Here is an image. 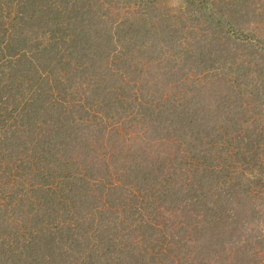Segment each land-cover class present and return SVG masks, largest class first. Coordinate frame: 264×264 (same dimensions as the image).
<instances>
[{
  "label": "trees",
  "instance_id": "16d2710c",
  "mask_svg": "<svg viewBox=\"0 0 264 264\" xmlns=\"http://www.w3.org/2000/svg\"><path fill=\"white\" fill-rule=\"evenodd\" d=\"M254 24L263 36L248 31ZM153 64L164 69L155 74ZM150 136L190 157L159 166L124 152L126 141ZM229 166L234 187L214 194ZM256 167L264 0H0V239L12 215L29 218L23 243L0 240V264H144L152 204L163 198L196 217L193 197L205 210L196 229L222 237L227 194ZM187 174L195 193L180 196L174 180ZM18 193L29 203L8 212L3 198ZM201 246L198 264H207L214 244Z\"/></svg>",
  "mask_w": 264,
  "mask_h": 264
},
{
  "label": "rangeland",
  "instance_id": "374dc122",
  "mask_svg": "<svg viewBox=\"0 0 264 264\" xmlns=\"http://www.w3.org/2000/svg\"><path fill=\"white\" fill-rule=\"evenodd\" d=\"M248 31L258 32V36H263L262 32L260 33L257 24L251 25ZM162 63L164 64V62ZM145 65L147 68L149 64L146 63ZM162 67L163 66L156 68L153 64L149 66L148 70H151V72L156 74L162 69ZM166 69L168 70L167 67ZM214 107L215 105H212L211 103L206 106V108L210 109V118L212 119L211 124L213 126L218 122L217 113L219 111L217 110L213 112ZM102 113L103 111H99L97 117L101 116ZM204 113L206 114V110ZM103 119H105V116H103ZM105 120L106 125L109 123L107 127L110 128L113 126L109 120ZM252 120L253 119L251 118L247 124L242 127L253 128ZM130 130L131 129L128 130L126 136L131 135ZM148 139L149 140H142L138 137L137 139L126 141V145L130 144L131 146L124 148V152L126 153L129 150V152L134 153V155L140 154L142 156L144 155L143 157L147 156L149 162L153 161L159 166H163L162 161L165 163L173 162L184 164V162L190 157V155L185 154L183 149H172L171 141H163L162 144L159 145V143L157 144L154 140V136H150ZM123 145L124 144H121V146ZM110 147L111 146H108L107 149L110 150ZM228 157H230V155ZM229 167L230 170L227 171L228 173L225 171L223 177L219 179L216 184H211L212 186L210 190L214 194H217V191L221 192L220 189L223 187L226 188L224 190L226 192L234 187V182L230 177V175H233L234 168L232 166ZM161 171L166 172L165 168H161ZM239 180L240 182L238 183V186L240 187L241 184L240 190L235 194H231L230 192L227 194V196H229V205L227 204L229 212L226 220L229 221V228L222 237L220 234L216 237L212 236V232H206L204 229L202 231V226L199 230L196 229L197 224L193 222L197 219L203 220V212L205 210L202 209L199 204L195 206L196 203H193V197L189 198V203L187 205L189 209H197L196 217H194L196 215L195 212H186V210H184L185 203L179 199L176 203H174V201H165L164 198L159 199L157 203L153 202L152 208L154 210H152V214H154L155 217L150 221L152 229L145 234L146 243L151 244V255L144 252V258H141V262L144 263L145 261L146 263L144 264H198L201 262V258L207 255L199 252L203 249L201 244L210 240L214 244L212 247L216 250L214 249L211 250V252H208V254H210L207 259V264H264V242L258 240L260 238L264 239V169L259 170L256 167L254 172H244V175L240 176ZM174 181H178L181 185L182 190L180 191V196L187 192H191V194L195 193L194 187H196L195 183L197 181L195 180L194 182V178L188 176V179L185 180L183 177H178V179ZM222 181L226 183H220ZM229 181L233 184H228L227 182ZM235 190L237 189L234 188V191ZM29 196V193H18L11 196L6 195L3 198L4 201L8 200L7 202H9L6 210L8 212L11 211L14 205H16L17 208L22 209L23 206L29 203ZM140 197L142 198L143 194H141ZM19 198L22 199L19 200ZM211 204L212 201L207 203L205 208L206 206H211ZM138 206L146 208L144 203H139ZM146 210L150 212L149 208ZM20 214H22V212H20ZM22 215L24 216V214ZM187 215L193 216L191 221L186 217ZM241 218L243 220H241ZM245 218L247 220L243 222ZM236 220L241 221V224L237 223ZM248 221H251V223H247ZM59 222H61V220L58 218L54 221L53 225L58 224ZM191 222L192 225L189 224ZM28 223L29 218H20V216L16 217L12 215L11 233L5 234L0 240L5 242H12L14 239L21 240L23 238H21V236L26 233L24 226H26L27 229L29 228ZM46 224L49 225V222L45 220L43 225ZM21 242L23 243L22 240ZM7 246L9 247V250L13 247L10 244L8 245V242ZM153 246L155 248H153ZM234 253L237 255L235 259L234 257L232 258ZM6 255L7 253L4 254V257ZM26 263L27 261L21 262V264Z\"/></svg>",
  "mask_w": 264,
  "mask_h": 264
}]
</instances>
